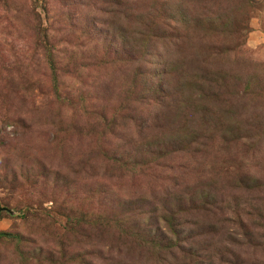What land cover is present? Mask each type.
<instances>
[{
  "label": "rangeland",
  "instance_id": "rangeland-1",
  "mask_svg": "<svg viewBox=\"0 0 264 264\" xmlns=\"http://www.w3.org/2000/svg\"><path fill=\"white\" fill-rule=\"evenodd\" d=\"M0 264H264V0H0Z\"/></svg>",
  "mask_w": 264,
  "mask_h": 264
},
{
  "label": "trees",
  "instance_id": "trees-1",
  "mask_svg": "<svg viewBox=\"0 0 264 264\" xmlns=\"http://www.w3.org/2000/svg\"><path fill=\"white\" fill-rule=\"evenodd\" d=\"M0 234H3V235H4V234H6V233H4V232H3V233H2V232H0Z\"/></svg>",
  "mask_w": 264,
  "mask_h": 264
},
{
  "label": "water",
  "instance_id": "water-1",
  "mask_svg": "<svg viewBox=\"0 0 264 264\" xmlns=\"http://www.w3.org/2000/svg\"><path fill=\"white\" fill-rule=\"evenodd\" d=\"M0 209H3V207H2V206H0Z\"/></svg>",
  "mask_w": 264,
  "mask_h": 264
}]
</instances>
